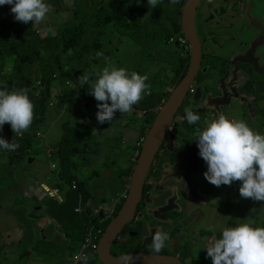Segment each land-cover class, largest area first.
Masks as SVG:
<instances>
[{"label":"rangeland","instance_id":"rangeland-1","mask_svg":"<svg viewBox=\"0 0 264 264\" xmlns=\"http://www.w3.org/2000/svg\"><path fill=\"white\" fill-rule=\"evenodd\" d=\"M246 1V0H245ZM256 1V0H255ZM46 3L50 4L52 7V12H50L46 20L41 24H33V29L37 34L42 37L48 36V29L51 30V37H55L59 25L62 21L79 19L82 15L90 13V17H93L98 11L97 4L98 0H45ZM11 5L0 6V10H7ZM79 10V14H78ZM183 10V9H181ZM223 10L212 9V14L208 18L209 30L214 34L208 35L207 32V22L202 18V14H197L196 22V32L199 38L205 43L208 37H211L213 40H226L232 35V30L228 25L226 19V13L222 12ZM261 16L256 17L254 14L249 15L252 28L248 25L245 26L239 32V36L243 40L253 39L249 43L248 52L252 48L258 47V52H256V57L258 58L261 65H264V14L258 10ZM9 14V11H7ZM78 14V15H77ZM141 14L138 13L137 17ZM223 16V18H222ZM163 19H167V11L162 14ZM221 18V19H220ZM8 20H13L14 16L7 18ZM220 19V24L217 29L216 21ZM217 29V31H216ZM0 49L2 51V58L0 60V82H4L10 75L15 73L16 63H17V53L10 51L6 53V47H11L13 44L20 46L21 41L20 37L14 35L13 32L7 31L3 26L2 21L0 20ZM158 32H161L160 29H157ZM89 30L87 29V34ZM178 34L177 36H180ZM128 37L132 38L131 41L124 46V50L127 51V60L129 61V67L134 69L138 68L139 70H146L147 68H157V64H162L166 67L162 69L159 73V78L163 79L167 88H175L177 83V76L173 79L175 75L174 68L177 66V59L170 55H163V44L160 41L164 38L163 35H157L153 37L145 36L140 30H133ZM41 38V37H40ZM160 38V40H158ZM100 39L99 35L91 36L86 38V45H91L94 49V42ZM143 42V40H145ZM235 41H239V37L236 35ZM175 45V44H173ZM104 47V45H103ZM91 49V51L93 50ZM90 50L85 54V60H81L79 56L68 57L66 54L62 55L63 64L65 69H70L74 73H92V70L96 71L97 67L93 65L92 67H86L83 62L87 60L92 61L90 56ZM112 57L118 55V59H122L121 54L118 48H114L111 51ZM67 56V57H65ZM106 56L94 55L95 61L102 63V58ZM217 56V54H216ZM54 53H51L48 50L41 49L40 55L37 57L35 63L25 66L26 72L29 76L33 77V85L30 89H27L28 95L32 102L35 104L37 95L41 91L45 94L49 92V87L52 85L53 79L56 78L54 74L50 73L52 70L54 62ZM65 58V59H64ZM230 61L227 60V63L224 62L225 68L229 66ZM103 64V63H102ZM240 65H250L253 68L251 73L257 77L264 79V71L257 70V67L250 62H243L241 59L238 60ZM15 67V68H14ZM264 67V66H262ZM57 76L58 73H55ZM46 75H49V81L46 85L44 83V78ZM202 78H206L205 71L202 70L199 76L197 77L198 81ZM66 79V78H63ZM63 87V93L66 94L70 88L66 87V82L60 81ZM74 92H78L81 89L79 80L75 81V85L71 87ZM170 90V91H172ZM169 91V92H170ZM89 93V91L87 92ZM64 100L63 97L57 101L52 99H47L44 95V103L42 110L35 114L34 120L38 117H41L44 120L46 126L45 139L41 144H34V149L32 150L33 161L25 163L23 166H17V163H12L9 161V156L7 154L0 155V264H16V250L14 249V243L20 242L21 249L24 248L25 244L22 243L25 240L28 232V227L30 222H22L19 216H22L28 212L29 208H37L39 203H36L33 199H30L26 203L27 206L21 207L23 198L21 194L17 192L28 190V185L26 181H23V177H29V180H39L42 183H47L51 187H58L61 189L63 195L67 194L68 183L61 178V172H65L66 176H71L73 174L74 162L71 165L68 163V158L70 156V145L65 144L63 157L54 155V157L49 156L47 152V145L53 144L57 145L59 142L64 141V136L62 135V130L59 125L54 123V109L61 108L64 103L61 101ZM137 109V108H136ZM220 115L215 112L213 119L217 118ZM67 115H63L62 119H66ZM142 119L146 120V116L142 114ZM185 130V139L189 142L193 141V134L189 131L188 128ZM264 134V128L259 132ZM70 144L75 142L80 148V140L68 134ZM12 142V141H10ZM136 143V133L132 130H129L128 134L125 132L120 137V149L115 153H103L99 159L97 165L92 169H85L82 165L79 158L76 159V167L79 172H84L88 177L87 185L90 187L92 192V198L89 201L91 207L94 206L95 202L101 204L103 198L110 197L113 193L118 192V196L123 192V182L129 183L130 179V164L128 158H133V144ZM57 147V146H56ZM18 154H21V151H18ZM115 160V162H114ZM57 164L56 168H53V163ZM95 172L99 175L96 176ZM18 187H20L18 189ZM11 190L13 192L9 193ZM122 191V192H120ZM117 196V197H118ZM54 197V196H53ZM116 197V198H117ZM19 207V208H18ZM39 211L43 207L37 208ZM238 213L231 214L229 217L230 222H227L225 225L226 216L223 220L218 222L212 227H208L206 234L208 236L197 237L195 236V241L187 242L184 246L182 260H186L191 255H197L206 252V249L202 247L207 240H210L212 234L220 227L225 226H235L238 223H245L248 220L263 221L264 220V202H239L238 203ZM46 220H43L44 225L48 226L47 233L50 236V239L42 241L40 239L33 240L34 243L40 244L36 248L43 249L44 256H29L23 260L24 264H72L74 254L80 250L81 242L75 237L80 233V229L77 228L76 231L71 233L69 237L66 238L63 229L58 224V227L53 225V219L46 217ZM86 219H89V222L96 221L99 219L97 214L87 215ZM41 220V219H40ZM256 224H254L255 226ZM19 227V230L18 228ZM200 232V230L198 231ZM133 237L136 235L131 233ZM132 241V239H131ZM31 242V240H29ZM43 243H50L49 245H43ZM134 246L131 245V249ZM202 248V249H201ZM198 250H201V253H197ZM22 264V261H20ZM88 264H104L99 257H96L93 261Z\"/></svg>","mask_w":264,"mask_h":264},{"label":"flooded vegetation","instance_id":"flooded-vegetation-1","mask_svg":"<svg viewBox=\"0 0 264 264\" xmlns=\"http://www.w3.org/2000/svg\"><path fill=\"white\" fill-rule=\"evenodd\" d=\"M182 8V5L170 3L167 5L168 11L173 14H177ZM217 9L223 10V13L239 16L244 14L245 9L249 8L246 6L245 0H229ZM252 10L253 12L250 11L249 15L261 16L258 10L263 15L264 0H256L252 4ZM198 13L202 14V18L207 22L208 35L210 33L213 34L209 30L208 23L212 9L209 5H205L198 9ZM208 40L213 39L208 37L205 43L202 41L204 54L202 68L199 72L200 74L204 70L206 78H202L199 82L197 79L198 74L190 84V86L192 84L195 85L200 98L198 99V97L187 91L177 112L168 120L164 136L147 175L143 196L139 202L135 216L123 228L113 243L112 251L115 255L136 254L140 252L151 253L149 251L151 236L157 229H163L169 234L170 239L166 242L167 247L165 246L162 252L156 255L166 256L171 258V260L177 259L173 260L175 264H211V260L207 258V252L201 253V250L197 251V253H201L200 255L194 254L186 260H182L181 257L183 256L185 244L195 241V236L207 237L208 234L205 232L208 230V227H212L222 221L224 216H226L225 225L227 222H230L229 217L231 214L239 212L238 203L243 201L237 194L229 188H218L205 179L203 173L207 170V164L199 156L197 140L195 139V129L201 127V125L188 124L185 119L184 109L191 106L195 112L205 118H208L211 114H215V112L246 118L258 128L263 129L264 79L255 77L251 73L253 68L250 65L238 64L239 59L243 62L254 64L245 59L251 55L253 50L254 57H256V52H258V48H252L253 50L251 49L248 52L250 41L248 42V46L243 50V53L234 58V60H230L229 66L225 68L224 62L227 63V60L216 56V54L218 55L216 47H214L213 56L204 65V59L211 53L207 45ZM176 44L178 45V43ZM175 54L178 61L185 60L179 45ZM260 66L264 65L260 64ZM189 69L190 64L181 72H179L178 68L175 69V75L172 79L174 80L177 76L178 82L175 84V87L188 74ZM92 72L95 71L92 70ZM228 73H230L229 78H227ZM158 82H151L153 94ZM173 90L170 91L171 94ZM85 96L84 87H81L78 92L74 93L73 89H69L64 97V108H56L54 110V115L61 119L64 114L67 115L66 119H62L64 133L68 132L76 139L82 140L84 144L95 138L100 130L95 128L96 122L94 116L89 115L80 104V100ZM169 97L165 98V101L158 106L145 109L146 124L142 126L138 133V148L136 155L133 157L134 161H138L148 133L159 116L160 111L168 102ZM150 112L153 113L151 118L148 117ZM184 128H188L193 134V141L189 142L185 139ZM111 134V137H105L104 139L103 149L105 151L114 149L119 142L120 130H113ZM76 158L77 153L71 150L69 162L71 164L74 162L75 164ZM73 173L77 172L73 171ZM121 208L122 206L116 208V216ZM222 228L223 226L218 228L212 234L210 240L218 238L221 235L220 230ZM199 230L200 232H198ZM131 233L136 236L133 237ZM131 245L134 248L131 249ZM132 264L149 263L137 261Z\"/></svg>","mask_w":264,"mask_h":264},{"label":"clouds","instance_id":"clouds-1","mask_svg":"<svg viewBox=\"0 0 264 264\" xmlns=\"http://www.w3.org/2000/svg\"><path fill=\"white\" fill-rule=\"evenodd\" d=\"M141 2L145 3L148 8L146 14L152 15L157 13L161 16V20L166 23L170 21V12L167 9L168 3L182 5L183 9L186 5V3L184 4L185 0H141ZM6 4L11 5V7L7 10H0V18L14 16L15 21L25 24H41L53 10L51 5L46 3L45 0H0V6ZM7 11H9V14H7ZM165 11H167V19H163L162 17ZM138 13L140 12L135 13L136 18H144L142 15L137 17ZM102 55V53H97V56ZM92 75L93 74L85 73L79 77L81 87L87 85L89 91V93H87V91L86 96L80 100V104L89 115L94 116L93 105L96 100L98 102L96 119L101 124L106 121L111 122L117 111L121 114L132 113L134 110L133 106L138 104L144 98L145 94H151V85L147 83V74L141 75L136 71H129L124 67H117L108 58H105V66L94 72V78H92ZM54 80L55 83L51 86L52 102L57 101L61 97L64 98L67 94H60L63 93L65 89H63L58 79ZM67 80L71 79L66 78V87L72 89L71 86L67 84ZM61 102L65 105L64 100ZM64 105L61 108H64ZM184 113L188 124L201 125V128L197 127L195 129V139L197 140L199 156L207 164V170L203 173L205 179L218 188L231 189L243 202H264V134L259 133L262 129L258 128L253 122L246 118H240L226 113H220L215 119H213L215 114H211L208 118H205L195 112L191 106L185 107ZM33 120L34 103L30 99L27 89L12 91L0 89V130L1 133H7L6 139L0 136V148L6 151H16L22 147V143L26 139L28 133L35 136V139H37L38 136H36L35 131L39 128H34L35 122H33ZM5 123H9V125L4 127ZM39 130L45 131V129ZM40 138H43V141L45 139L44 137ZM49 145L53 146L50 151L48 150ZM56 146L53 144L47 145L49 156L54 157V155H57L63 157L65 146L63 151L62 145L57 144ZM33 149L34 147L27 150L29 153L27 159L33 155ZM135 155L136 153L134 156ZM128 160L131 170L130 177L132 178L139 159L138 161H134L133 158H128ZM25 163H27V160ZM68 163L71 165L69 158ZM56 167L57 164L54 162L53 168ZM62 173L63 172H61V174ZM26 179V182L29 183V190L24 193L23 191L17 192L21 194L23 198L21 207L27 206L26 203H29L28 201L33 199L36 203H39L37 208L43 207L44 209L43 201L37 200L36 195L30 190V185L36 181L46 186V191L51 198L58 199V196L61 195V189L58 187L55 188H58L59 192L52 193L50 190L54 188L47 183H42L36 179L30 181L28 177ZM11 192H13V190L9 193ZM124 194L127 196L125 197ZM119 198L118 206H122L123 208L128 198V187L127 190L114 200V202ZM81 204L83 206V202H81ZM37 208H29L28 212L25 213L23 217L19 216L21 221H28L31 224L32 219L28 220L27 216L33 217V213H38L43 210L39 211ZM83 209L82 212L77 211L80 213L86 211L89 216L94 214L99 216V219L92 222L88 229L93 224H101V218L105 216L104 211H102L103 215L101 216L100 213L85 210L84 206ZM46 217L49 216H42L40 219L42 220ZM116 217L115 212L114 217L106 220L104 223L109 220L112 222ZM40 219H38L37 223L42 227V233L45 231L47 234L46 237L50 238L47 233L48 226L44 224L41 225ZM263 221L253 222L252 220H248L245 223L235 224V226H225L220 230L221 235L218 238L207 240L202 248L206 249L207 258L211 260V264H264V224H260V222ZM104 223L101 224L103 227ZM254 224L256 225L254 226ZM53 225L58 227L54 219ZM60 227L62 228V226ZM107 228H104L105 232L103 236ZM86 233L84 240L80 241V250L73 256L72 264H88L96 257H99V248L96 250L93 244L87 241ZM169 239L170 236L166 231L157 229L151 236L149 251L152 254L161 253L165 246L167 247L166 242ZM132 259L131 256H122L121 264H132ZM173 264H175L174 261Z\"/></svg>","mask_w":264,"mask_h":264},{"label":"trees","instance_id":"trees-1","mask_svg":"<svg viewBox=\"0 0 264 264\" xmlns=\"http://www.w3.org/2000/svg\"><path fill=\"white\" fill-rule=\"evenodd\" d=\"M51 1V0H50ZM187 0H185L184 4ZM205 5H209L211 9H217L218 6L215 4V0H202L198 9L202 8ZM98 11L93 17H90V13H86L82 15L79 19H70L62 21L59 25L55 37H51V30L48 29V36L42 37L39 36L37 32L33 29V24L17 22L15 19L8 20L6 17L0 18L3 23V26L7 31L13 32L14 35L20 37L21 45L17 46L13 44L11 47H6V53L8 54L10 51L13 53H17V63L15 68V73L10 75L4 82H0V89H7L9 91L18 90V89H30L33 85V77L29 76V74L25 70V66L31 65L36 62L37 57L41 53V49H45L54 53V62L53 69L50 70L51 74L58 73L59 78H70L73 80H79L81 74L74 73L72 68L65 69V65L63 64L62 55L66 54L68 57L79 56L83 61L85 60V54L87 51H91L92 46L86 45L87 29L88 33L91 36L99 35L100 39H97L94 42V49L90 52V55L93 54L96 50L103 47L102 35L103 33H110L111 31H115L124 38H130L127 35H130L133 30H140L145 36L153 37L157 35H165L164 38L160 41V43H164L165 41H169L170 38L180 32H183V23H182V12L179 11L177 14H173L170 12V21L169 23L163 22L161 20V16L157 13L148 15L146 14L147 7L145 3L141 2V0H98L97 4ZM183 9V8H182ZM140 12L141 15L146 18H136L135 13ZM79 14V10H78ZM77 14V15H78ZM157 29H160L161 32H158ZM0 34L1 31H0ZM41 37V38H40ZM160 40V38L158 39ZM143 40V42H145ZM2 58V51L0 49V60ZM190 60V57L188 58ZM86 67H92L93 62L87 60L83 62ZM126 69H130L129 64L126 63ZM186 60L178 61L176 68H178L179 72L185 69ZM92 78H94V72H92ZM49 81V75H46L44 78V83L47 85ZM80 82V81H79ZM178 82V80H177ZM55 83L53 79L52 85ZM151 88H153V85ZM51 85V86H52ZM51 86L49 87V92L45 94L43 91L37 95L35 104H34V113L37 114L42 110L44 103V95L47 99H52L51 97ZM85 89V93L88 91V86H83ZM162 88V87H161ZM161 88L158 87L155 90V95H151L147 98V104L154 107V99H156L155 103H162L164 98H168L171 92L161 93ZM158 98V99H157ZM200 97H198L199 99ZM153 115L152 112L148 114V117L151 118ZM44 120L41 117H38L35 122V129H44ZM201 128V127H200ZM35 135V134H34ZM0 136L6 139L7 133H1ZM43 141V138L38 137L35 139V136H32L30 133L27 134L26 139L22 143V147L17 149L16 151H6L0 148V155L7 154L9 156V161L12 163H17V166H22L25 164L29 153L28 149L34 147V144H40ZM17 143V142H15ZM64 146L62 147L63 151ZM21 151V154H18V151ZM75 165V164H74ZM63 172L61 177L65 180H68L70 183L73 182L74 179H78L77 174L73 173L71 176H66ZM72 194L75 197L76 201L73 202V216L72 218H67L66 213V204L61 202L58 199L52 198L51 200L43 202L44 209L38 213H33V217L27 216L28 220L32 219V223L29 226V231L25 240L22 243L25 244L24 248L21 249L20 244L18 248L21 252L18 253V256H22L24 259L33 255V250L31 246H34L35 249L43 251V249L36 248L40 244L34 243L33 240L40 239L42 241H46L50 238L46 237V232L42 233V227H40L37 223L38 219L42 216H49L55 220V223H61L63 230L66 232L67 237L71 235L77 228L80 229V233H78L75 237L78 238L79 241H83L85 237L86 230L91 225L89 219H86V216L89 215L88 212L80 213L77 211L78 202L77 199L86 194L87 198L90 197L89 191H87L84 187H80L79 189L72 190ZM111 220L104 223V228L106 229ZM254 222V221H253ZM257 222V221H256ZM260 224H264L260 222ZM31 240V242H29ZM50 243H43V245H49Z\"/></svg>","mask_w":264,"mask_h":264},{"label":"crops","instance_id":"crops-1","mask_svg":"<svg viewBox=\"0 0 264 264\" xmlns=\"http://www.w3.org/2000/svg\"><path fill=\"white\" fill-rule=\"evenodd\" d=\"M255 0H246L245 4L249 9H245L244 10V14L239 15V16H234V15H230L226 13V17H224L228 23V25L230 26L231 30H232V35L230 37H228L226 40H208L207 41V45L208 48L210 50L211 53L208 54V56L204 59V65L207 64L208 60L210 59V57L213 56V51H214V47H216L217 49V53H218V57L221 59H226V60H234V58H236L237 56H239L241 53H243V50L248 46V42L253 40V39H247V40H243L240 36H239V32L240 30H242L243 28H245V26H249L250 28H252V24L250 22L249 19V12L252 11V4L254 3ZM223 18V17H222ZM221 19V18H220ZM220 19H218L216 21L217 24V29L218 26L220 24ZM216 29V31H217ZM236 35L239 37V41H235ZM88 38L91 37V34L88 33ZM102 41H103V45L104 47L99 48L98 50H96L93 54H91L90 56L92 57V62L93 65H95L97 68V70L102 69L105 66V58H108L111 62H113L117 67H126V63L129 64V61L127 60V51L124 50V46H126L132 38H124L121 37L120 35H118L117 32L115 31H111L110 33H103V35L101 36ZM169 42V41H168ZM166 42V43H161L163 44V55L164 54H170L172 56H174L177 61V55L175 54V51L178 48V45L176 43L173 42ZM175 44V45H173ZM114 48H118L122 59H118V55H115L112 57L111 55V51ZM97 53H102L105 54L106 56H104V58H102V63H98L97 61H95L94 59V55H96ZM67 57V56H65ZM65 59V58H64ZM157 68L151 69V68H147L146 70H139L138 68H130L129 71H136L138 73H140L141 75L143 74H147L148 75V81L147 83H151V82H156L159 81L157 84V87L160 89L161 87V93L165 94L168 93L172 88H167L166 84L163 81V79L159 78V73L162 69L166 68L164 66H162V64H157L156 65ZM15 68V67H14ZM167 69H176V67L174 68H167ZM85 73H82L81 75H83ZM54 79H58V81H64L66 82V79H61L58 77L54 78ZM75 85V80L71 79V84L70 86L73 87ZM69 88V87H67ZM153 95V88H151V94H145L144 98L136 105L133 106V112L130 114H121L119 111L116 112L114 119L111 122H104L103 124L99 123L96 119V113L98 111L97 108V101L95 100L94 102V120L96 122L95 128L100 129L98 135L89 140L87 143H83L82 140H80V145L81 148L75 143H71L69 142V138L67 137V135L69 134L64 133L63 128H62V119L59 118L58 116L54 115L55 117V121L54 123H56L57 125L60 126L61 130H62V135L64 136V141L59 142V145L65 146L66 145H70V151L74 150L77 153V158L80 159L82 165L84 166L85 169H92L94 168L99 159L101 158V156L103 155V153H115L117 151H119L120 149V137L122 134H124L125 132L128 134L129 130H132L136 133V143L133 144V152L134 154L136 153V150L138 148L137 145V141H138V133L140 131V129L142 128V126L144 124H146L145 119H142V114L144 116H146V111L145 109L147 108H153L152 106L147 104V98L149 96ZM155 95V93H154ZM158 99V98H157ZM165 99V98H164ZM163 99V100H164ZM156 99H154V106H158L160 103H155ZM137 108V109H136ZM44 128H46L45 124H44ZM119 129L120 130V134H119V142L118 144H116L114 149H109L107 151H105L103 149V145H104V139L105 137H111L112 134L111 132L113 130ZM76 158V159H77ZM34 159L30 160L33 161ZM115 162V160H114ZM73 171L77 172L75 174H77L78 179H74L72 183H70L68 180V190H67V194L63 195L61 190L60 193L61 195L58 196V200H60L61 202H64L67 206L66 208V217L67 218H72L73 216V202L76 201L75 197L72 194V190H76L79 189L80 187H84L87 191H89L90 193V197L87 198L86 194H83L82 196H80L77 199L78 202V207L81 204V202H83V206L85 208V210H90L91 212H96L97 209L101 210L100 211V215H103L102 209L103 208H108L110 206H112L114 200L116 199V197L118 196V192L113 193L110 197H105L102 200V203L99 204L97 202H95L94 206L91 207L89 205V201L92 198V192L90 187H88L87 185V181H88V177L86 176V174L84 172H79L77 170L76 167V160H75V165L73 167ZM96 176H98L99 174L97 172H95ZM27 176L23 177V181H26ZM29 178V177H28ZM63 179V178H62ZM131 181L132 178L130 177ZM78 183V187L74 188L73 187V183L74 182ZM128 187V183L125 181L123 182V187H122V191L124 192L125 190H127ZM29 190V187H28ZM120 191V192H122ZM122 192V193H123ZM121 193V194H122ZM120 194V195H121ZM37 197V196H36ZM37 199L39 201H48L51 200V196L47 193L46 195L42 196L41 198ZM77 207V208H78ZM43 220H46V218L42 219L40 221V224L43 225L44 222ZM62 225L61 223H57ZM19 230V227H16ZM63 229V227H62ZM63 232L66 235V232L63 230ZM20 242H15L14 243V249L16 250V264H21L20 261H22V264H24L23 260L24 258L22 256H18V253L21 252V250L18 248ZM32 250H33V256H39V257H43L44 256V251H40L34 248V246H31Z\"/></svg>","mask_w":264,"mask_h":264},{"label":"water","instance_id":"water-1","mask_svg":"<svg viewBox=\"0 0 264 264\" xmlns=\"http://www.w3.org/2000/svg\"><path fill=\"white\" fill-rule=\"evenodd\" d=\"M202 0H188L182 13L183 29L186 36L191 43V65L188 74L183 80L175 87L172 94L169 97L168 102L162 108L157 117L154 125L150 129L147 139L145 141L143 150L140 154L138 164L135 168L132 181L128 187V198L125 201L123 208L117 217L111 222L106 230L105 235L102 237L99 246V257L104 264H121L122 256H131L132 263L140 261L149 264H173L171 258L152 253L140 252L136 254H119L115 255L112 251V246L115 239L119 236L123 228L133 219L135 216L139 202L143 196V189L146 176L150 170V166L159 148L161 140L165 133V126L173 115L177 112L178 108L182 104L186 92L190 84L195 80L202 68L204 48L202 40L199 38L196 32V22L198 7ZM188 49L189 47H185ZM258 48V47H257ZM254 49V48H253ZM252 49V50H253ZM256 49V48H255ZM254 50L247 58V61L253 62L259 71H263L264 67H261L257 57H254ZM230 73L227 74L229 78ZM196 97H199V93H196ZM34 158H28V162ZM30 190L38 197L47 194L46 186L34 182L30 185ZM29 194V193H28ZM38 200V199H37Z\"/></svg>","mask_w":264,"mask_h":264},{"label":"built area","instance_id":"built-area-1","mask_svg":"<svg viewBox=\"0 0 264 264\" xmlns=\"http://www.w3.org/2000/svg\"><path fill=\"white\" fill-rule=\"evenodd\" d=\"M211 1H214V0H211ZM227 1L229 0H215V4L216 6H220L222 4H226ZM178 34H181L180 36H177ZM169 42H173V43H178V45L180 46L181 48V51L183 53V57H185V60H186V65H185V68H187L189 66V64L191 65V43H190V40L189 38L186 36L185 32H184V29H183V32H180V33H177L175 35H173ZM189 47L188 49H186L185 47ZM190 57V60H188V58ZM54 76H57L56 74H54ZM67 84L70 85L71 84V80H67ZM188 91L192 94V95H195L196 94V87L194 84H192L189 88H188ZM165 101V99L163 100ZM162 107V106H161ZM9 125V123H5L4 127H7ZM36 133V136L38 137H45V133L41 130H36L35 131ZM24 136V135H22ZM53 148L52 145H49L48 146V150L50 151L51 149ZM78 184L77 182L75 181L74 184H73V187L74 188H77ZM52 193H58L59 192V189L58 188H54L53 190H50ZM124 196L126 197L127 195L124 194ZM120 198L118 200H116L114 202V204L108 208H103L102 211L105 212V216L103 218H101V224L104 223L106 220L114 217L115 215V210L118 206V202H119ZM78 211L82 212L84 209H83V206L82 204L80 205V207L77 209ZM101 210L97 209L96 212L97 213H100ZM101 224H93L88 230H87V233H86V239L87 241L91 242L93 244V246L95 247L96 250H98L99 248V243H100V239L101 237L103 236L104 232H105V229L104 227L101 225Z\"/></svg>","mask_w":264,"mask_h":264}]
</instances>
